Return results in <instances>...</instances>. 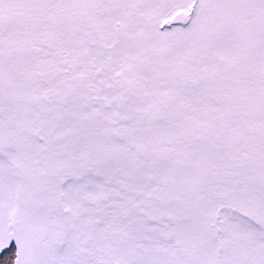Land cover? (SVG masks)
Instances as JSON below:
<instances>
[{
  "label": "snow or ice",
  "instance_id": "snow-or-ice-1",
  "mask_svg": "<svg viewBox=\"0 0 264 264\" xmlns=\"http://www.w3.org/2000/svg\"><path fill=\"white\" fill-rule=\"evenodd\" d=\"M0 264H264V0H0Z\"/></svg>",
  "mask_w": 264,
  "mask_h": 264
}]
</instances>
